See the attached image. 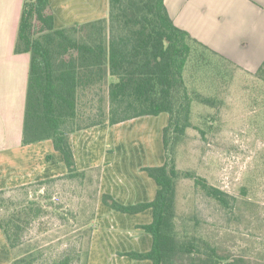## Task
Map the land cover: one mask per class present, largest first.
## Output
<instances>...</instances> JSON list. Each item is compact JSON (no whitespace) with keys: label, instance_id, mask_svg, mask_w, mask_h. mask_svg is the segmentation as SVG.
I'll list each match as a JSON object with an SVG mask.
<instances>
[{"label":"trees","instance_id":"16d2710c","mask_svg":"<svg viewBox=\"0 0 264 264\" xmlns=\"http://www.w3.org/2000/svg\"><path fill=\"white\" fill-rule=\"evenodd\" d=\"M14 50L30 54L23 143L51 139L67 166L63 175L16 188L92 173L99 190L101 166L78 168L71 134L168 113L163 129L166 160L143 167L158 185L154 199L123 204L109 193L100 196L104 204L124 213L152 209L153 220L140 225L152 236L150 250L120 254L153 264H242L241 258L220 253L186 225L179 229L181 179L192 178L196 191L226 208L230 195L205 177L182 171L173 153L176 139L193 126V103L217 102L203 92V84L213 86L220 71L230 66L240 69L235 62L176 25L165 0H109L107 16L63 27L56 26L50 0H24ZM251 75L264 79V62ZM9 190L0 189V228L12 250L11 264H29L23 234L42 209L28 202L10 204L4 197ZM53 264H71V258Z\"/></svg>","mask_w":264,"mask_h":264},{"label":"crops","instance_id":"0c3cea01","mask_svg":"<svg viewBox=\"0 0 264 264\" xmlns=\"http://www.w3.org/2000/svg\"><path fill=\"white\" fill-rule=\"evenodd\" d=\"M24 0H0V189H12L63 175L67 166L51 139L23 143L30 54L16 53ZM55 23L63 27L107 16L109 0H50ZM176 25L253 74L264 62V0H165ZM168 115V113H167ZM169 115H146L113 125L76 131L70 144L79 169L101 166L100 196L123 204L154 199L158 185L143 167L166 160L163 129ZM158 123V126H157ZM158 129V130H157ZM152 209L130 214L100 198L87 264H153L121 252L149 251L152 236L140 225ZM12 250L0 228V264Z\"/></svg>","mask_w":264,"mask_h":264},{"label":"rangeland","instance_id":"374dc122","mask_svg":"<svg viewBox=\"0 0 264 264\" xmlns=\"http://www.w3.org/2000/svg\"><path fill=\"white\" fill-rule=\"evenodd\" d=\"M217 79L211 87L202 86L217 99L215 106L193 103V126L176 139L173 153L182 171L229 193L230 206L204 196L192 178H183L178 227L186 225L242 264H264V79L232 66ZM4 197L10 204L28 202L42 209L23 234L29 264H53L64 256L71 264H86L100 200L95 174L11 189Z\"/></svg>","mask_w":264,"mask_h":264}]
</instances>
